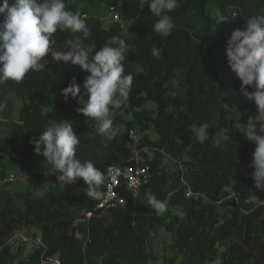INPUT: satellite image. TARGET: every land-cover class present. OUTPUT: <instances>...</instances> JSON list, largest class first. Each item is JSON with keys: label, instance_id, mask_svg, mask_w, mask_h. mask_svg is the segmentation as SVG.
<instances>
[{"label": "trees", "instance_id": "16d2710c", "mask_svg": "<svg viewBox=\"0 0 264 264\" xmlns=\"http://www.w3.org/2000/svg\"><path fill=\"white\" fill-rule=\"evenodd\" d=\"M65 4L86 20L90 37L84 43L94 42L100 48L115 35L129 46L123 63L124 74L134 78L132 91L114 117V124L124 128L112 140L99 135L96 121L76 111L82 106L78 100L65 101L63 96L75 78L86 102L83 82L89 73L79 65L57 62L50 54L46 69L30 71L20 83L9 80L0 85V105L12 90L24 97L19 120L0 117V162L10 155L29 178V187L22 191L0 185V264H40L54 255L61 264H158L159 259L160 264H264V205L244 203L249 194L264 200L250 167L255 144L235 128L256 114V105L240 93L241 81L226 57L232 30L243 29L251 16L264 15V0H180L169 13L175 28L167 37L152 30L156 17L148 6L140 9L138 0H65ZM103 9L111 14L110 23L103 21ZM76 36L83 40L81 33L58 30L57 49ZM153 47L162 50L161 59L153 57ZM149 100L156 103L154 112L145 108ZM65 119L72 121L80 137L77 157L104 172L112 164L130 163L131 130L157 134L154 140L144 134L137 144L151 177L137 195L121 186L126 206L102 212L97 209L101 199L87 197L82 178L61 185L57 173L51 171L48 178L33 168L32 163L44 157L35 153L30 141L38 139L46 126ZM193 123L209 125V139L203 144L188 127ZM222 130H227V137L216 144L215 136ZM145 149L153 151L152 158ZM15 151L19 158L12 156ZM166 156L174 161V170L164 164ZM237 167L241 174L231 208L212 211L203 199L213 203L225 199ZM4 176L2 170L0 177ZM44 182L47 188L36 193L34 189ZM188 187L199 195L188 196ZM99 190L104 194L105 184ZM149 194L167 205L164 215L147 206ZM172 207L181 212H172ZM23 227H36L41 235V244L28 255L20 248L14 252L8 244ZM160 229L171 234V241L158 257L149 252L148 243L150 234ZM77 232L79 240L74 238Z\"/></svg>", "mask_w": 264, "mask_h": 264}, {"label": "clouds", "instance_id": "9594fccd", "mask_svg": "<svg viewBox=\"0 0 264 264\" xmlns=\"http://www.w3.org/2000/svg\"><path fill=\"white\" fill-rule=\"evenodd\" d=\"M148 6L156 17L152 30L162 37L169 36L175 28L169 14L180 6V0H138V7ZM81 33L80 36L64 41L57 49L55 34ZM90 37V29L80 12L66 7L65 0H0V85L12 80L20 83L30 71L47 68L45 59L49 54L57 62L79 65L89 73L83 87L88 94L85 102L80 85L73 78L63 89L65 101L69 97L82 105L76 109L87 119L96 121L97 133L108 140L116 138L124 125H115L114 117L126 104L133 86V75L124 74V61L129 46L119 36H111L100 48L94 42L84 43ZM160 49L151 52L156 60L161 59ZM227 63L241 81L240 93L256 105V114L248 115L243 126L237 130L248 141L255 144L250 167L254 169L252 179L257 190L264 191V15L251 16L243 29L232 30L226 42ZM175 84V81H173ZM249 87L253 90L249 91ZM169 95L174 96L171 92ZM3 108V105H0ZM197 142L203 144L209 139L207 123L188 126ZM80 137L74 131L72 121L67 119L48 125L38 139H32L35 153L44 157L46 172L57 173L61 185L74 183L82 178L87 184V197L100 200L99 189L111 175V169L101 171L90 160L77 157ZM244 203L264 205L256 194H249ZM147 206L156 214L164 215L167 205L154 195H148ZM75 239H81L79 232Z\"/></svg>", "mask_w": 264, "mask_h": 264}, {"label": "rangeland", "instance_id": "374dc122", "mask_svg": "<svg viewBox=\"0 0 264 264\" xmlns=\"http://www.w3.org/2000/svg\"><path fill=\"white\" fill-rule=\"evenodd\" d=\"M103 21L106 23H110L111 21V14L109 11H106V9H103ZM217 14L216 12H214ZM24 105V97L20 94L16 93L15 90H12L9 95L7 101L3 104V108H0V117L4 118L5 116H9L12 120H19L20 119V113ZM145 108L147 111L154 112L156 110V103L149 100L145 103ZM63 118L59 115V120ZM126 118H131V114H126ZM5 120V119H4ZM240 126V124H237L235 128ZM4 129H6V126H4ZM140 138L144 136V134H148L151 139H156L157 134L152 130H147L146 132L139 133ZM227 137V130H222L220 133H218L215 136V143L219 144L222 143ZM138 146V145H137ZM134 144L131 145L132 152H135ZM138 151L141 155H143V158L145 159L146 156H144L143 151L138 147ZM16 152V151H15ZM144 152L147 153V156L149 158L153 157V151H150L149 149H145ZM20 155V154H18ZM21 156V155H20ZM164 164L167 166L169 170H174L175 163L174 161L169 157L166 156ZM33 168L38 172L39 175L46 176L48 178L51 177V170H48L46 172L45 167H50L47 164H43V161L36 160L34 163H32ZM4 170L5 176L3 178L0 177V185H4L10 190L15 191H22L26 190L29 187V178L26 173V171L20 167L19 161H13L10 159V155H8L2 162H0V173ZM11 173L15 174V178L12 181L6 180L7 177L10 176ZM241 174V168L237 167L234 170V175L232 177V183L227 187V190L230 192V194L223 199L222 201L218 203H213L209 201L207 198H204V203L208 204L209 208L216 212V213H222V212H228V209L231 208L232 203V195L234 194V186L238 182L239 176ZM48 183L43 184L42 188L34 189L36 193H43V191L47 188ZM172 212L174 213H180L179 208L172 207ZM27 237V241H25L23 238ZM41 237L40 232L38 228L32 227V228H19L17 229L13 236L8 240V244H10L16 252L18 248L23 250L24 255H28L34 248H36L38 243V238ZM171 241V234L167 232L164 229H160L158 232H152L150 234V240L148 243V250L149 252H152L154 255L160 257L163 253V246L166 243H169ZM161 259L157 261L158 264L161 263ZM148 264H154L152 261H149Z\"/></svg>", "mask_w": 264, "mask_h": 264}, {"label": "built area", "instance_id": "2783aa9c", "mask_svg": "<svg viewBox=\"0 0 264 264\" xmlns=\"http://www.w3.org/2000/svg\"><path fill=\"white\" fill-rule=\"evenodd\" d=\"M114 18L119 19L118 15L115 14ZM140 132L136 130L130 131V138L132 144H134V151L129 158V164H112L108 167L107 171L111 169V175L105 181V191L101 200L97 203V209L102 210V212H110L117 207H124L127 204V200L121 195L120 188L123 186L128 191L137 195L141 187L147 183L151 177L150 165L145 161L143 155L138 151V142L140 140ZM131 144V145H132ZM130 145V146H131ZM132 151V149H131ZM13 157L19 158L16 152H13ZM15 174L11 173L7 180L12 181L15 178ZM188 196H198L190 187L187 191ZM91 215V212L88 213ZM27 241V237L23 238ZM41 237L38 238L39 245L41 244ZM40 264H61V259L58 255L48 257L43 259Z\"/></svg>", "mask_w": 264, "mask_h": 264}]
</instances>
